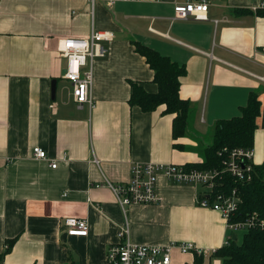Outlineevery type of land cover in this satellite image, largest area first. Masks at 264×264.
<instances>
[{
    "label": "crops",
    "instance_id": "1",
    "mask_svg": "<svg viewBox=\"0 0 264 264\" xmlns=\"http://www.w3.org/2000/svg\"><path fill=\"white\" fill-rule=\"evenodd\" d=\"M262 1L212 0L210 21L198 22L175 18L185 0H0L1 264H108L126 222L135 244L193 243L207 253L204 264H222L211 253L230 232L219 212L199 206L203 188L160 176L158 201L124 213L100 185L128 182L137 162L203 164L218 122L240 116L252 94L261 102L253 162L264 165V16L255 11ZM92 32H112L114 40L105 43L108 56L93 62L94 106L79 108L62 75L61 46ZM136 44L185 67V137H174L175 116L165 106L130 105L131 82L158 92ZM36 147L46 160L34 158ZM67 218L86 220L88 236H69ZM179 257L191 263L194 253L175 250L171 264Z\"/></svg>",
    "mask_w": 264,
    "mask_h": 264
},
{
    "label": "built area",
    "instance_id": "2",
    "mask_svg": "<svg viewBox=\"0 0 264 264\" xmlns=\"http://www.w3.org/2000/svg\"><path fill=\"white\" fill-rule=\"evenodd\" d=\"M94 4L98 0H89ZM112 5L119 1L128 0H99ZM212 0H185L175 6L176 19H194L198 22H208L209 7ZM264 10V0L255 11ZM217 24L218 21H215ZM112 32H92L86 38L70 37L62 41L61 52L66 59L64 78L73 86L74 99L79 108L85 104L94 106L92 96L93 62L108 56L105 43L112 42ZM36 159L46 160L47 153L42 148L33 150ZM222 158V169L201 170L195 167L178 164L134 163L131 167V178L126 183L114 184L106 181L100 187L109 188L124 213L132 205H147L158 201L156 187L160 176H164L173 184H188L204 189L198 196V204L219 212L227 222L230 232L229 240L235 233L247 232L252 229L264 228V222L256 214L242 221H235L234 217L239 209L240 199L237 190L225 192L220 184L224 174H228L240 182H248L252 178L255 164L253 148H223L218 153ZM57 164H52L56 168ZM69 236L86 237L89 225L86 220L67 218L64 221ZM118 238L121 242L112 246L108 251V264H171L172 254L179 250L182 254L194 253L206 256L203 250L193 243L169 244L166 246H151L135 244L130 240L129 225L120 228ZM217 250L213 251L214 255ZM1 264V263H0Z\"/></svg>",
    "mask_w": 264,
    "mask_h": 264
},
{
    "label": "trees",
    "instance_id": "3",
    "mask_svg": "<svg viewBox=\"0 0 264 264\" xmlns=\"http://www.w3.org/2000/svg\"><path fill=\"white\" fill-rule=\"evenodd\" d=\"M264 16V10L257 11ZM136 52L146 58L154 71V82L158 85L156 94H149L141 85L131 82V106H139L144 112H153L165 106V114L174 115V137L188 134L190 102L180 97L181 77L186 74L184 66H179L168 57L141 44H136ZM261 114V102L257 94H252L248 104L241 108V115L229 120H221L215 128L212 144L204 149L205 161L195 167L201 170L222 169V158L218 153L223 148H253L257 119ZM225 192L237 190L240 199L235 221H242L256 214L264 222V165H255L250 181L240 182L228 174L221 178ZM14 241L8 243L4 254L8 253ZM223 264H264V228L252 229L244 233L239 244L233 237L229 243L212 255ZM205 257L194 254V260L187 264H204Z\"/></svg>",
    "mask_w": 264,
    "mask_h": 264
},
{
    "label": "rangeland",
    "instance_id": "4",
    "mask_svg": "<svg viewBox=\"0 0 264 264\" xmlns=\"http://www.w3.org/2000/svg\"><path fill=\"white\" fill-rule=\"evenodd\" d=\"M236 237H237V242L240 244L243 240V236H244V232L239 231L237 233H235ZM180 258V257H179ZM215 259V258H214ZM215 260H220V259H215ZM220 262L222 263V261L220 260ZM179 264H183V258H180ZM223 264V263H222Z\"/></svg>",
    "mask_w": 264,
    "mask_h": 264
},
{
    "label": "water",
    "instance_id": "5",
    "mask_svg": "<svg viewBox=\"0 0 264 264\" xmlns=\"http://www.w3.org/2000/svg\"><path fill=\"white\" fill-rule=\"evenodd\" d=\"M64 74H65V70H63V72H62V75H64ZM55 94H56V81H53L52 82V98H55ZM233 239L234 240L237 239L236 235H233Z\"/></svg>",
    "mask_w": 264,
    "mask_h": 264
}]
</instances>
